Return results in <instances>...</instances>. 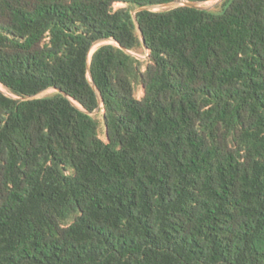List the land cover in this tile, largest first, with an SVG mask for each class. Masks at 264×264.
Segmentation results:
<instances>
[{"label":"trees","instance_id":"1","mask_svg":"<svg viewBox=\"0 0 264 264\" xmlns=\"http://www.w3.org/2000/svg\"><path fill=\"white\" fill-rule=\"evenodd\" d=\"M173 2L0 0V264H264V0Z\"/></svg>","mask_w":264,"mask_h":264},{"label":"rangeland","instance_id":"2","mask_svg":"<svg viewBox=\"0 0 264 264\" xmlns=\"http://www.w3.org/2000/svg\"><path fill=\"white\" fill-rule=\"evenodd\" d=\"M217 2V0H211L209 1L205 6H212L214 5L215 3ZM125 6L124 4H116L115 5V8L116 9H119L121 7ZM166 9H169L168 7H157V8H154L153 10L154 11H161V10H166ZM113 43L112 41H103V42H100V43H97L94 48H93V51H92V54L94 53V51L96 49H98L100 46L102 45H106V44H111ZM91 54V55H92ZM138 58L142 61V63L145 65L146 61H147V56L146 55H138ZM4 92L10 96V94L7 92V90L3 89ZM52 93H54V90L50 89L46 92H43L42 94H40L38 97L39 98H43V97H46V96H49L51 95ZM144 95V92H143V89L141 87H137L136 89V97L138 99H141ZM95 116L97 117V119L99 120L100 122V135L101 137L106 140V136H105V128H104V125H103V112L101 113H96Z\"/></svg>","mask_w":264,"mask_h":264},{"label":"water","instance_id":"3","mask_svg":"<svg viewBox=\"0 0 264 264\" xmlns=\"http://www.w3.org/2000/svg\"><path fill=\"white\" fill-rule=\"evenodd\" d=\"M224 1L225 0H217V2L214 5L205 6L204 4H206L207 2H188L186 0H182V2H173V3L167 4V5L161 6V7H168L169 9H172V8H178L180 6H186V7H190V8L199 10V11H212L216 7L221 5ZM154 8H156V7H143L141 9H139V11H150V10H153ZM140 34H141V37L143 38L142 32H140ZM103 41L106 42V41H112V40H103ZM103 41H100V42H103ZM100 42H98V43H100ZM112 42L115 43L114 41H112ZM34 98L35 97L28 98V100L34 99ZM96 113H98V111H96L93 115H95Z\"/></svg>","mask_w":264,"mask_h":264},{"label":"bare ground","instance_id":"4","mask_svg":"<svg viewBox=\"0 0 264 264\" xmlns=\"http://www.w3.org/2000/svg\"><path fill=\"white\" fill-rule=\"evenodd\" d=\"M207 3H208V2H207ZM207 3H206V4H207ZM206 4H204V5H206ZM91 54H92V52H91Z\"/></svg>","mask_w":264,"mask_h":264}]
</instances>
